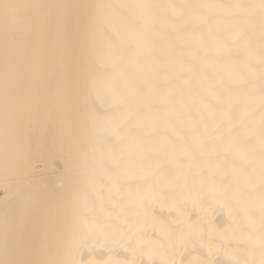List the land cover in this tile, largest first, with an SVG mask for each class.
Wrapping results in <instances>:
<instances>
[{"label":"bare ground","instance_id":"obj_1","mask_svg":"<svg viewBox=\"0 0 264 264\" xmlns=\"http://www.w3.org/2000/svg\"><path fill=\"white\" fill-rule=\"evenodd\" d=\"M0 264H264V0H0Z\"/></svg>","mask_w":264,"mask_h":264}]
</instances>
